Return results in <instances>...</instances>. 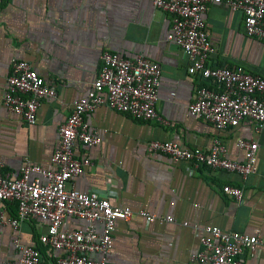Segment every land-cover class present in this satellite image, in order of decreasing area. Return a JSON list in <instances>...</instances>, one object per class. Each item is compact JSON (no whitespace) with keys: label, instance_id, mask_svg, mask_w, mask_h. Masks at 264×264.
Masks as SVG:
<instances>
[{"label":"crops","instance_id":"0c3cea01","mask_svg":"<svg viewBox=\"0 0 264 264\" xmlns=\"http://www.w3.org/2000/svg\"><path fill=\"white\" fill-rule=\"evenodd\" d=\"M205 21L214 46L208 66H241L264 78V41L246 36L239 11L225 3L211 5ZM169 29V16L147 0L0 1V166L11 179L18 177L25 162L55 169L51 156L59 143V128L73 102L91 89L104 51L129 60L142 55L161 66L159 119L139 121L101 106L85 116L101 143L90 148L77 145L74 150L77 158H89L91 165L70 187L96 192L114 207L173 218L171 223L157 219L146 224L142 216L134 215L118 221L107 264H198L194 258L204 251L201 238L206 226L264 237V128L257 132L251 121H244L219 131L189 114L196 89L213 84L188 74L182 49L166 39ZM14 60L28 62L57 92L56 98L42 100L34 125L25 124L2 104ZM216 139L224 144L226 157L238 163L244 161L238 141L255 142L257 171L243 178L147 152V144L154 140L207 152ZM224 186L241 188L242 200L227 195ZM0 208L5 221H0V264L18 259L15 240L36 247L43 264L57 263L60 252L40 242L46 222L27 218L15 229L8 222L16 216V204L0 203ZM85 226L76 218L63 223L72 230ZM95 227L101 230L100 225ZM240 258L242 264H264V246L245 251Z\"/></svg>","mask_w":264,"mask_h":264},{"label":"built area","instance_id":"2783aa9c","mask_svg":"<svg viewBox=\"0 0 264 264\" xmlns=\"http://www.w3.org/2000/svg\"><path fill=\"white\" fill-rule=\"evenodd\" d=\"M1 1V0H0ZM170 18L167 41L179 46L188 60L187 72L199 75L213 84L212 88L196 89L194 100L188 105L189 114L212 124L217 130L237 127L251 121L257 132L264 128V78L252 75L241 66L210 67L209 56L214 52L206 31L205 14L211 5L225 3L231 11L243 16L246 36L264 41V0H147ZM101 68L91 89L72 104V111L59 128L58 146L51 156L54 170L25 162L15 179L2 172L0 166V203H15L16 216L9 220L13 228L27 219L47 223L40 242L60 252L56 264H107L112 250L113 234L118 221L142 216L146 224L157 219L171 223L173 218H157L144 209L114 207L98 193H82L71 184L91 165L89 158H77V145L95 147L101 143L97 133L90 130L85 116L101 106L139 121L159 119L156 104L161 78V66L145 56L126 59L111 51L101 54ZM54 86L49 85L26 61L14 60L6 80L2 104L27 125H34L42 100L56 98ZM244 151V161L238 163L226 157L220 139L214 140L207 152L191 150L175 141L154 140L147 144V152L160 153L174 162H191L194 168L235 172L247 177L257 171L255 142L238 141ZM223 191L240 202L242 189L224 186ZM1 209V208H0ZM67 218L83 220L82 229H67ZM0 221L5 222L0 210ZM101 226V230L96 229ZM183 225H186L184 223ZM201 238L204 251L195 256L198 264H242L241 255L264 246V237L239 232L225 233L216 226H206ZM19 253L15 262L7 264H43L36 247L14 241ZM97 255L98 259H94Z\"/></svg>","mask_w":264,"mask_h":264}]
</instances>
